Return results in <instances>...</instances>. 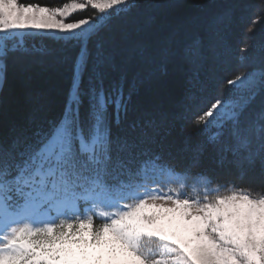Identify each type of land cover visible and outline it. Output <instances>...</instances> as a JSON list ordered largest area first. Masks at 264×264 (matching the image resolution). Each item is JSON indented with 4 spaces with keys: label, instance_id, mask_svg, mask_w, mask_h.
<instances>
[{
    "label": "snow or ice",
    "instance_id": "obj_1",
    "mask_svg": "<svg viewBox=\"0 0 264 264\" xmlns=\"http://www.w3.org/2000/svg\"><path fill=\"white\" fill-rule=\"evenodd\" d=\"M89 7L94 15L71 19ZM140 7L0 0V91L9 64L25 59L70 73L58 116L36 102L0 135V264H264V183L214 182L201 161L211 150L240 179L257 166L264 179V35L245 42L211 95L200 69L206 51L227 47L231 11L194 27L157 24L136 15ZM176 61L195 70L185 101L203 137L179 161L165 155L168 114L134 100Z\"/></svg>",
    "mask_w": 264,
    "mask_h": 264
},
{
    "label": "trees",
    "instance_id": "obj_2",
    "mask_svg": "<svg viewBox=\"0 0 264 264\" xmlns=\"http://www.w3.org/2000/svg\"><path fill=\"white\" fill-rule=\"evenodd\" d=\"M67 1L69 0H20L21 3H40L51 7L60 6ZM139 2L141 7L136 15L143 18L154 16L157 24L187 21L197 27L210 16L226 10L231 11V19L221 26L227 37V47L206 51L204 66L200 69L211 95L220 91V86L214 84L215 78L227 76L237 68L239 50L244 47L245 42L258 45L261 36L264 35V0H139ZM154 3H161L162 6L154 8ZM93 13L89 7L74 16L79 19L92 16ZM253 21L258 22L253 24ZM113 23L119 28L126 21L117 19ZM250 27H254V31L248 33ZM47 43L53 48L60 47L51 41ZM247 55L249 58L257 56L258 48L252 47ZM193 71L195 70L182 62L170 63L166 75L156 82L144 85L138 97L134 98L148 107L158 106L168 114L171 134L168 137L165 155L166 158H175L177 161L187 155L183 151L186 144L192 146L203 139L200 130L193 123L196 106L190 107L185 101L187 81ZM69 75V66L66 63H57L53 60L43 65H29L27 59L16 64L10 63L7 82L0 91V97H3L7 104V117L0 119V135L7 131L9 121H23L36 102L43 105V114L48 118L58 116L69 86ZM223 87L226 89L227 86ZM207 106L209 105H204L205 109ZM169 151L171 157L167 155ZM201 161L202 166L215 178L214 182L235 181L240 187L264 183V179L259 175L258 166L255 171H249L240 179L236 169L219 165L211 150L203 154Z\"/></svg>",
    "mask_w": 264,
    "mask_h": 264
},
{
    "label": "rangeland",
    "instance_id": "obj_3",
    "mask_svg": "<svg viewBox=\"0 0 264 264\" xmlns=\"http://www.w3.org/2000/svg\"><path fill=\"white\" fill-rule=\"evenodd\" d=\"M67 2H70V0L69 1H67ZM80 2H84V0H80ZM78 12H80V11H78ZM95 13H93V15H94ZM71 19L72 20H76L77 18H75V16L73 15L72 17H71ZM80 19V18H79ZM37 34H39V33H37ZM98 222H100V221H97V223Z\"/></svg>",
    "mask_w": 264,
    "mask_h": 264
}]
</instances>
